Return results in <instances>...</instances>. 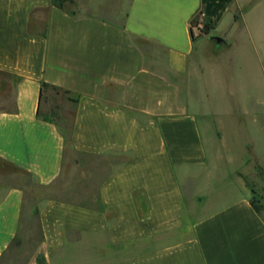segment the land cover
I'll list each match as a JSON object with an SVG mask.
<instances>
[{"label": "crops", "instance_id": "0c3cea01", "mask_svg": "<svg viewBox=\"0 0 264 264\" xmlns=\"http://www.w3.org/2000/svg\"><path fill=\"white\" fill-rule=\"evenodd\" d=\"M106 2L0 0V264L32 206L21 264H264L246 161L224 170L216 151L248 122L264 132V108L200 104L264 106V0H127L122 22L79 12ZM43 82L75 96L66 134Z\"/></svg>", "mask_w": 264, "mask_h": 264}, {"label": "rangeland", "instance_id": "374dc122", "mask_svg": "<svg viewBox=\"0 0 264 264\" xmlns=\"http://www.w3.org/2000/svg\"><path fill=\"white\" fill-rule=\"evenodd\" d=\"M126 1L127 0H107L105 4L100 5L97 9L91 10L88 7H83L82 9H79V12L84 13L92 11L104 18H108L112 22H122ZM65 6L72 8L70 2H66ZM198 17L199 15L194 16L192 22H195ZM203 29H205V26ZM201 34L203 33L200 32L198 35ZM209 43L211 48H213L215 39L209 41ZM239 74L240 71L235 68L231 72V75ZM208 85L212 87L210 89H213V82H210ZM45 90L49 96V108L45 116L56 120L63 133L66 134L71 122V104L67 103V101L68 99H73L75 96L73 93H67L56 88L50 87ZM237 98L238 99H216L214 92H211L206 100L201 99V102H198H200L202 107L210 109H214L215 107H246L248 109L264 108V106L251 97L244 99V97L238 96ZM259 118L264 119V116H259ZM262 122L264 123V121ZM247 125L249 131H245V133L242 131L239 132L238 135L230 132L225 133L226 135H224L221 140H217L216 151L217 153L221 152L222 156L225 157L224 159L226 162L222 164L224 170L226 169L230 171L233 167H238L239 165L237 162L241 158L246 161L243 173L247 174L246 180L248 185L252 186L256 192V195L252 196V202L258 207L259 211L264 216V132L260 130V127L256 122H248ZM202 126V130L204 131L203 134L205 135L204 137H206L208 144H210L211 130H213L212 125L207 121L205 123L203 122ZM246 140L252 144V148L248 149L245 147ZM74 156L77 158L79 155L76 154ZM45 189H48L46 190L47 194H52L57 191L56 189L51 190L52 188L48 187ZM90 199L93 200L94 198L91 197ZM20 231L21 233L18 240H16L10 248L12 254L6 264H21L23 258L30 251L32 242L38 238L39 233L37 229L35 206H32V209L28 211H24Z\"/></svg>", "mask_w": 264, "mask_h": 264}, {"label": "trees", "instance_id": "16d2710c", "mask_svg": "<svg viewBox=\"0 0 264 264\" xmlns=\"http://www.w3.org/2000/svg\"><path fill=\"white\" fill-rule=\"evenodd\" d=\"M71 1L72 0H53V3H54V5H56L59 8H64L65 7V3L66 2H71ZM203 20H204L205 29H202L201 32L207 34L209 32V29L211 28V21L209 19H207V18H203ZM48 86L49 85L47 83H45V82H43L41 84L40 97L43 95V92H44L43 90L46 89ZM51 88H56V87H51ZM56 89H58V88H56ZM60 90H63L65 92H67V93H71L69 90H64V89H60ZM252 204L254 205L253 202H252ZM254 207H255V209L257 211H259L258 207H256L255 205H254Z\"/></svg>", "mask_w": 264, "mask_h": 264}, {"label": "built area", "instance_id": "2783aa9c", "mask_svg": "<svg viewBox=\"0 0 264 264\" xmlns=\"http://www.w3.org/2000/svg\"><path fill=\"white\" fill-rule=\"evenodd\" d=\"M204 20L202 17H198V19L195 22L191 23V28L194 36L198 35L201 30L204 28Z\"/></svg>", "mask_w": 264, "mask_h": 264}, {"label": "water", "instance_id": "95a60500", "mask_svg": "<svg viewBox=\"0 0 264 264\" xmlns=\"http://www.w3.org/2000/svg\"><path fill=\"white\" fill-rule=\"evenodd\" d=\"M215 40H216V43H219L220 40H221V38H220L219 36H216V37H215Z\"/></svg>", "mask_w": 264, "mask_h": 264}]
</instances>
